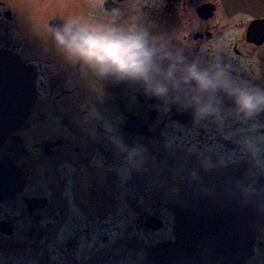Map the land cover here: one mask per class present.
Returning <instances> with one entry per match:
<instances>
[{
  "label": "flooded vegetation",
  "instance_id": "flooded-vegetation-1",
  "mask_svg": "<svg viewBox=\"0 0 264 264\" xmlns=\"http://www.w3.org/2000/svg\"><path fill=\"white\" fill-rule=\"evenodd\" d=\"M88 1L33 0L32 31L26 35L28 42H24L18 39L21 35L8 28L14 21L12 9L5 0H0V50L17 54L23 63L35 68V103L22 127L0 148V159L12 160L23 178L19 193L0 199V264L117 263L114 261L117 257H105L97 247L80 253L83 259L77 253L79 237L84 236L82 242L90 240L88 237L95 233L101 237L104 221L115 220L111 214L104 216L102 184L110 176L114 181L118 179L91 165L97 152H101L98 157L102 162L107 160L109 167L119 164L122 157L116 153L113 136H119L129 146L142 145L150 157L156 154L164 175L161 188L176 190L194 180L198 173L231 165L250 167L264 181V171L255 169L242 157L239 137L226 135L242 127L234 116L228 115L227 97L222 105V126L215 120L194 123L189 111L179 110L175 104L164 111L162 101L146 97L135 85L82 74L77 65L57 53L47 24L88 15ZM91 2L92 13L97 15L113 7L128 15L138 10L146 23L158 26L153 30L174 32L179 38L175 43L185 47L189 59L195 56L206 61L211 52H218L232 65L233 75L264 84V13L260 16L232 13V8L222 0ZM133 4L139 8L133 9ZM252 25L255 27L249 33ZM129 118L145 126L150 135L143 134L140 128L124 130ZM259 119L264 121V116ZM168 128L176 131V140H182L180 144L166 146L171 137ZM229 154L240 158L228 161ZM202 155L210 156L213 161L223 155L226 162L206 169L200 164ZM147 176L152 175L147 173ZM134 181L131 176L127 180L132 185V198L139 200L143 195L135 189ZM132 198L127 195L123 200L134 204ZM154 202L162 203L158 199ZM73 212L82 217L83 223L76 219L67 227L64 221ZM147 215L134 212L127 218H133L128 230L134 239L142 230L151 231L144 225ZM57 221L63 222L60 228L64 227L66 232V239L59 244L54 224ZM257 240L255 253L245 264H264V226Z\"/></svg>",
  "mask_w": 264,
  "mask_h": 264
},
{
  "label": "clouds",
  "instance_id": "clouds-1",
  "mask_svg": "<svg viewBox=\"0 0 264 264\" xmlns=\"http://www.w3.org/2000/svg\"><path fill=\"white\" fill-rule=\"evenodd\" d=\"M131 7L138 9L139 5ZM157 27L146 23L138 10L128 15L119 7L47 24L57 53L77 65L82 74L133 84L146 97L162 101L164 111L175 104L179 110L189 111L194 123L215 120L222 126V105L227 97L228 115L242 127L226 135L238 136L242 157L264 171V121L259 119L264 116V84L233 75L232 65L218 52H211L206 61L195 56L189 59L185 47L175 43L178 36L153 30ZM111 139L129 163H135L143 152L142 145L129 146L119 136ZM239 158L227 156L228 161ZM225 162L223 155L215 161L202 155L200 160L206 169ZM122 171L127 173V167ZM242 190L254 191L250 185H242Z\"/></svg>",
  "mask_w": 264,
  "mask_h": 264
},
{
  "label": "water",
  "instance_id": "water-1",
  "mask_svg": "<svg viewBox=\"0 0 264 264\" xmlns=\"http://www.w3.org/2000/svg\"><path fill=\"white\" fill-rule=\"evenodd\" d=\"M235 1L232 7L249 9L245 0ZM1 71L6 79L0 81V89L4 87L2 90L7 95L0 98V145L17 127L10 117L11 111L20 109L15 102L28 97V85L33 81L28 70L10 55L0 56V74ZM18 75H28L29 79L25 83L23 76ZM11 96L17 100L11 98V104L7 105L6 99ZM28 105H32V96ZM224 187L217 184L203 189L193 186L179 193L170 205L175 217V242L152 248L148 253L149 264H242L245 261L261 223V211L252 198L243 203L233 195L225 201L227 195L218 193Z\"/></svg>",
  "mask_w": 264,
  "mask_h": 264
},
{
  "label": "rangeland",
  "instance_id": "rangeland-1",
  "mask_svg": "<svg viewBox=\"0 0 264 264\" xmlns=\"http://www.w3.org/2000/svg\"><path fill=\"white\" fill-rule=\"evenodd\" d=\"M91 1L90 0L88 1V14L92 13V8L94 6ZM8 4L11 6V9L13 10V17H14V21L8 24V28L12 29L14 34L21 35V36H18V39H22L24 42H28V38L26 37V35L30 34V32L32 31V27L27 28L26 26H21V24L25 20V13H26V11H24L25 5H20L16 2L10 3V1ZM31 21L33 20L31 19ZM216 49L219 51L218 46L216 47ZM168 131L171 137L169 141L166 143V146H172L173 143L176 145L182 142V140H176L175 130L172 131L170 128H168ZM116 153L119 154L120 157L122 158L119 164L116 165L115 167H109L107 160L105 159H104V162L101 161L100 157H98L99 156L98 154H101V152L95 153L97 157H94V160L92 161L91 165L92 166L97 165L99 167L98 169L103 168L104 172H107L109 175L111 174L114 176L118 175L117 177L118 181H114L113 180L114 178L110 176L107 179V181H105L102 184V187H103L102 197L104 200L103 201V213H104V216H106V214H108L110 210H115L118 214H122V215L117 218L115 217L114 218L115 220L113 221L110 220L111 219L110 217H109L110 219H107L106 221H104L105 222L104 225L106 229L105 231H103V234H104L103 236L100 237L99 235H97L96 237H94L92 235L88 237L90 238V240H85L84 242H82L84 239V236L81 238L79 237L78 238L79 247L77 249L78 255L82 252L84 253L89 252V248H91L92 250H95L96 247L98 249H100L101 247L102 248L108 247L111 249V251L115 250V246L117 245V242L120 240V238L124 236H125V239H124L125 242L129 239L131 240L133 238V235L128 234L130 233L128 228H129L130 220H132L133 218L128 220L125 217H129L132 214V212L129 211L128 207L126 206L124 202L121 203L124 196L127 197V195H129L132 198V194H131L133 191L132 185H129L127 182V180L129 179L128 176H130V169L131 168L132 170L134 169L135 170L134 173H136V175L141 174V171H143L144 175H147L148 173L150 175H154L157 177L160 176V169H161V167L159 166L160 160L156 156V154H152V156L150 157V154L146 152L143 148V152L140 154L139 157H137L136 162L129 163V161L125 158V153L121 152L119 148H118V152ZM121 161H123V163H121ZM125 167H127V173L122 171V169ZM170 167L171 166H167V168L169 169ZM172 168L174 169V167ZM138 179L134 181V185L139 184L137 182ZM152 183L153 182L151 180H148V185H152ZM137 188L138 186L135 189ZM152 190L157 191L159 189H146L144 190V192L149 193ZM175 191L176 190H174L171 187L168 189L163 187L162 189L160 188L158 193H159V196H161L163 199H167L164 195H167L169 198L170 195H172ZM142 197L143 196L141 197L139 196V200H135L133 198L132 199L135 201L136 204H138L141 207V208L139 207V212H150L152 209H149V208L147 209V206L150 205L151 200L150 202L146 201V199L148 200L150 198L148 197V195L145 196V198L144 197L142 198ZM158 213L160 214L159 217H161L163 222L165 221L168 222V228H170V225L172 224L171 222L172 217L170 213L165 209L159 210ZM81 218L82 217H80L78 214H75L73 212L66 216L64 225H66L67 227H71L76 219H79L80 222L83 223ZM62 223L63 222H60V221H57L54 223L55 228H56V233H57L56 242L58 244L60 242H63L66 239L65 238L66 232H65L64 227L62 229L60 228V225H62ZM124 231H125V234L127 231L128 233L124 235ZM170 236H171V232L169 230L150 231V232L142 230V232H140V234H137V236L134 239V242H136L137 246H135L133 249H137V251L139 249L138 251L139 253L137 256L139 258H142L143 256L142 248H147L149 247L150 244L156 243L161 240H167L170 238ZM133 251L135 252V250ZM80 258L83 259L81 256Z\"/></svg>",
  "mask_w": 264,
  "mask_h": 264
}]
</instances>
